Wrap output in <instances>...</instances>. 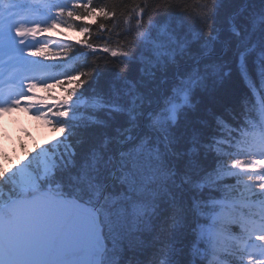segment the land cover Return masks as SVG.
<instances>
[{"label": "snow or ice", "instance_id": "6c2138e0", "mask_svg": "<svg viewBox=\"0 0 264 264\" xmlns=\"http://www.w3.org/2000/svg\"><path fill=\"white\" fill-rule=\"evenodd\" d=\"M122 7L0 0V115L53 131L0 149V264H264V110L196 102L233 64L264 90V0H203L191 33L178 0Z\"/></svg>", "mask_w": 264, "mask_h": 264}, {"label": "trees", "instance_id": "16d2710c", "mask_svg": "<svg viewBox=\"0 0 264 264\" xmlns=\"http://www.w3.org/2000/svg\"><path fill=\"white\" fill-rule=\"evenodd\" d=\"M116 2L123 4V7L119 9L122 13L120 19L123 21V19L126 18V14L137 4L141 3L142 0H116ZM178 2L185 4L188 11L191 13L190 22L187 20L182 21L184 30L189 33L195 32L198 27L195 17L203 13V0H178ZM229 10L230 6L225 5V7L221 10V16L226 15ZM174 22H178V18H174ZM225 71L230 72V75L225 77L223 80L210 82L207 90L197 96L196 102L201 109L214 108L224 102L234 105L235 109H237L241 106L244 100L246 103L253 105L256 104L260 98L264 99V90L261 89L259 83H257V86L255 87H253L251 83L248 85L245 84L244 86L239 75L240 72L235 64H233L229 69H225ZM51 92L53 95L56 94L57 96L65 95V93L58 87L52 89ZM48 94V90L43 88L40 89L39 95L45 96ZM249 96H251V100L248 99ZM36 145L37 144H34L31 148H27L24 145L22 149L24 152L23 155L25 156L28 152L32 151ZM187 240H191L190 235L187 237Z\"/></svg>", "mask_w": 264, "mask_h": 264}, {"label": "rangeland", "instance_id": "374dc122", "mask_svg": "<svg viewBox=\"0 0 264 264\" xmlns=\"http://www.w3.org/2000/svg\"><path fill=\"white\" fill-rule=\"evenodd\" d=\"M20 123L28 127L29 132H32L37 140L47 141L53 138L52 132L46 131L45 133L42 119L30 118L24 111H13L11 113L2 114L0 118V132L3 134L1 137L3 143L8 146L15 145L14 132L17 128H19ZM13 154L14 159H23L20 151L14 152Z\"/></svg>", "mask_w": 264, "mask_h": 264}, {"label": "bare ground", "instance_id": "6f19581e", "mask_svg": "<svg viewBox=\"0 0 264 264\" xmlns=\"http://www.w3.org/2000/svg\"><path fill=\"white\" fill-rule=\"evenodd\" d=\"M239 75H240V73H239ZM240 77H241V75H240ZM242 83L245 86V82L243 80H242ZM249 83H251V82H249ZM250 97L251 96H249L248 99H250ZM236 113H237V115L235 117V122L239 123V122H242L243 120H246V119H254V117H255V108H254V106L252 104L246 103L245 100H244L242 102L241 106L236 109Z\"/></svg>", "mask_w": 264, "mask_h": 264}]
</instances>
